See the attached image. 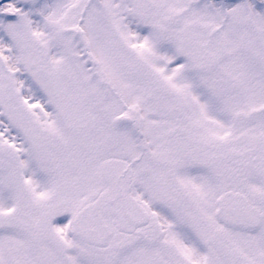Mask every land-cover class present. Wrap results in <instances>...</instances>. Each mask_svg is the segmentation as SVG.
<instances>
[{"label": "snow or ice", "instance_id": "snow-or-ice-1", "mask_svg": "<svg viewBox=\"0 0 264 264\" xmlns=\"http://www.w3.org/2000/svg\"><path fill=\"white\" fill-rule=\"evenodd\" d=\"M0 264H264V0H0Z\"/></svg>", "mask_w": 264, "mask_h": 264}]
</instances>
